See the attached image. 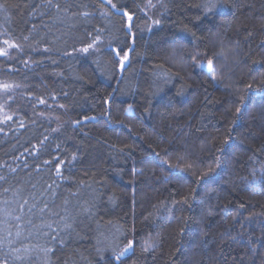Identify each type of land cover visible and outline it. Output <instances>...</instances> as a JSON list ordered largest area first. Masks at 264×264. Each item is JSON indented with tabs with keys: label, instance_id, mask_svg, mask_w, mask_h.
<instances>
[{
	"label": "trees",
	"instance_id": "obj_1",
	"mask_svg": "<svg viewBox=\"0 0 264 264\" xmlns=\"http://www.w3.org/2000/svg\"><path fill=\"white\" fill-rule=\"evenodd\" d=\"M102 2L74 0L93 15L69 31L43 0H0V31L23 46L0 57V81L21 85L13 120L0 123V185L37 199L54 191L57 204L77 190L81 202L95 197L94 215L60 232L63 243L32 229L23 243L53 251L33 252L29 264H264V92L248 88H264V0H225L207 15L197 7L204 0H164L154 26L146 0H113L133 15L130 32L122 12ZM32 25L40 44L20 39ZM87 33L99 34V51L64 54ZM229 49L224 77L190 63L215 58L221 70ZM209 167L216 172L197 179ZM129 242L133 252L114 262L112 250ZM7 251L0 258L22 264Z\"/></svg>",
	"mask_w": 264,
	"mask_h": 264
},
{
	"label": "snow or ice",
	"instance_id": "obj_2",
	"mask_svg": "<svg viewBox=\"0 0 264 264\" xmlns=\"http://www.w3.org/2000/svg\"><path fill=\"white\" fill-rule=\"evenodd\" d=\"M224 3L225 0H204V2L197 5V7L202 8L203 12L207 15L213 13L217 8L222 7ZM104 4L110 6L112 9H115L117 12H122L123 16L127 18L126 26L130 32L132 29L133 15L123 8H117V5L113 3V0H103L101 7H103ZM42 6L47 10V15L50 16L54 24L63 25L69 31L76 27V23L78 21L88 22L89 18L93 15L92 12L87 10V5L82 3L76 4L74 3V0H62V2L61 0H43ZM145 6L147 8H153L155 7V4H153L152 0H146ZM0 11L7 13V9L4 4H0ZM45 14V12H41L40 16L42 17ZM101 15H107V13L101 12ZM153 23L159 24V20H155ZM35 27V25H32V31L29 35H24L20 39L28 41L31 37L35 40L36 44H40L43 37L37 38V36H32V32L35 31ZM45 27L48 26L45 25ZM96 31L99 33L101 30L97 29ZM87 35L91 38L86 40L82 47H73L72 52H65L64 54L71 56L73 52L87 54L90 50L93 53L99 51V34L92 36L91 33H87ZM192 35L195 36V33ZM0 37H3L0 39V45H2L0 46V57L12 59V56L10 55L12 50L20 52L23 51L22 44L16 42V39L13 38L11 33L7 30L0 31ZM43 51L49 52L50 49L45 47L43 48ZM113 51L116 56H120V50L114 49ZM127 59L128 57L126 54L121 57V69H123L124 61ZM22 62L25 66L29 63L27 60ZM53 63H55V61H53ZM200 66L205 67L203 64ZM206 66L208 69H213V61L208 60ZM213 79H215V76H213ZM261 83H264V81ZM20 87L21 85L17 83L0 81V123L7 124L9 121L13 120L14 113L10 114V101L14 102L15 91ZM248 88L253 91L264 92V88L259 85L254 89L253 85L249 84ZM37 99L40 104L45 103L44 99ZM60 107H63V105ZM240 111L241 109L239 107L236 108L237 113H240ZM77 123H79V121H77ZM20 126H23V122H21ZM2 130L3 129H0V131ZM45 139H47V137H45ZM227 142V139H225L224 143L227 144ZM218 151L222 154L223 149H218ZM72 159H75V157L73 156ZM44 163L48 164L50 161H44ZM62 163L63 162L59 158L56 159L55 175L57 178H62ZM215 163L216 168H219L222 161L219 158H216ZM179 166L180 165H175L173 167ZM191 167V165L187 166L189 170H191ZM11 171L14 172L15 169H11ZM215 172V168L209 167L206 172L198 173L197 179H203ZM254 175L255 173L253 171V176ZM0 182L6 183L7 177L0 175ZM36 187V184L31 185L32 189H36ZM47 189H52V185L49 184ZM80 195L79 190H77V192L69 193L68 196L62 198L60 204H57L56 193L54 191L52 192L50 198L37 199L35 192H29L28 196L25 197L24 190L22 188L13 187L11 185L9 187H2V185H0V252L7 249L8 251L4 253L5 257L13 255L15 260L21 261L22 264H29L32 258L31 254L33 252H40L47 256L51 251H53V249L47 246L38 245H32L30 247L29 244H24L23 241L29 240V238L33 236L32 229H36V235L45 237L46 242L63 243V239L60 237V232L67 233L68 231L73 230V225L77 222V217H91L94 215L95 197L89 193L88 198L81 202ZM69 196L76 197L75 203L69 199ZM41 197H43V193H41ZM29 199L32 200L31 204H29ZM185 202H187V199ZM26 206L27 211H25ZM241 207L243 206L241 205ZM37 215L40 220L39 225L34 224L32 220V217ZM25 225L28 227L25 228ZM25 232H27L26 235ZM18 242H20L19 246L13 247V245ZM132 247V243L129 242L127 246L119 252H116L115 249H113L114 262H119L121 258L132 249ZM101 251L102 249L98 247L97 252L100 253ZM0 264H7V260L0 258Z\"/></svg>",
	"mask_w": 264,
	"mask_h": 264
},
{
	"label": "rangeland",
	"instance_id": "obj_3",
	"mask_svg": "<svg viewBox=\"0 0 264 264\" xmlns=\"http://www.w3.org/2000/svg\"><path fill=\"white\" fill-rule=\"evenodd\" d=\"M152 2H153V4H155V7H153V8H147L146 7V9H145V15H146L147 19H149V21L151 23V26H154L155 23H153V21L159 19V18L156 19V16L160 13V9L163 6L164 0H152ZM232 52L233 51H231V49H229L228 50V53H226V55H223L224 53L222 54L223 55L222 56L223 65H222V69L221 70H220V67H219L218 63H216V59L215 58L214 59H207V58L202 57L200 55L194 56L193 53H192V57L193 56L194 57L193 58L191 57L192 60H190V63L195 61L199 65L203 64V65H205V67H201V68L203 70H205L206 72H208L210 75H213V74H217V75L223 74V77H224V74L225 73H223V72H225V70L228 69L229 61H231V59L233 57V55H232L233 53ZM228 54L230 56L229 60H228V57H226ZM173 57L180 61V57L177 54L172 56V60H173ZM208 60H212L213 61V69H208L207 68L206 65H207ZM131 243H132L133 247H132V249L124 257L128 256L129 254H131L133 252L134 243L133 242H131Z\"/></svg>",
	"mask_w": 264,
	"mask_h": 264
}]
</instances>
